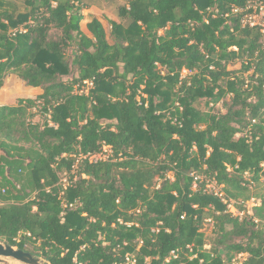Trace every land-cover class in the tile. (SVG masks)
Listing matches in <instances>:
<instances>
[{
	"label": "trees",
	"instance_id": "16d2710c",
	"mask_svg": "<svg viewBox=\"0 0 264 264\" xmlns=\"http://www.w3.org/2000/svg\"><path fill=\"white\" fill-rule=\"evenodd\" d=\"M249 1L128 0L87 35L84 0H0V88L40 90L0 106V242L51 264H264V38L232 12Z\"/></svg>",
	"mask_w": 264,
	"mask_h": 264
},
{
	"label": "rangeland",
	"instance_id": "374dc122",
	"mask_svg": "<svg viewBox=\"0 0 264 264\" xmlns=\"http://www.w3.org/2000/svg\"><path fill=\"white\" fill-rule=\"evenodd\" d=\"M92 1H96L97 2V0H84L86 6H85V8L82 11L83 14L84 13L88 14L87 12L90 9V7H88L89 5L87 6V4H90V2H92ZM98 1L101 2V3H106L105 4V8L104 9L102 8V10H105L108 14L113 15V16H116L118 6L124 5L125 3L128 2V0H114L115 3L112 4V3H108L107 0L106 1L105 0H98ZM109 2H111V1H109ZM85 11H87V12H85ZM98 14H102V13H98ZM100 16L103 17L104 15H100ZM86 24H87L86 21H83L81 23L82 29L84 31H87V29H86V26L87 25ZM103 24L106 27L107 33H109L111 26L108 23V18L107 17L103 18ZM239 67H240V64L237 63L231 69H236V68H239ZM30 88L31 87L27 86L16 75H9V76H7L6 79H5V81H4L3 87L0 88V106L12 105L18 99H34V98H36L37 97L36 95L40 92V90H37L38 92H36V93L35 92L34 93H31L30 92L31 91ZM11 94H13L14 97H10L9 99L6 98V95H11ZM1 95H4L5 101L2 100L3 98L1 99ZM6 99H8V100H6ZM206 101L207 100L204 99V100H202L199 103V108L200 109H202V110H208V108L206 106ZM38 109L37 108H34L32 110V112H34L36 114V116L32 119V121H34V122H41L42 123L43 122V115L39 114ZM217 110H221L222 111V107L220 105L216 106L215 111H217ZM104 152H105L104 154H105L106 158H109L108 156L111 155L110 149L109 148H106V151H104ZM248 176L249 175H246L247 178H248ZM61 179H62V182L65 184V182L69 179V176L67 174H62L61 175ZM260 182H261V184L258 185L257 187H254L253 186L254 188L251 191V194L253 196H257L258 198L263 199L264 198V181H260ZM257 200H258V204L260 205L261 204V201L259 199H257ZM231 211L234 212V211H237V210H235L233 208ZM212 229H213L212 223L209 222V221L204 224V228L202 229V232L205 234V237L207 239V245H206V248L207 249H210L212 247V240H213ZM0 243H3V242H0ZM40 258H42V257H40ZM43 260H45V259H43ZM241 261H242V259H241ZM10 262H11V264H15L14 261H10Z\"/></svg>",
	"mask_w": 264,
	"mask_h": 264
},
{
	"label": "built area",
	"instance_id": "2783aa9c",
	"mask_svg": "<svg viewBox=\"0 0 264 264\" xmlns=\"http://www.w3.org/2000/svg\"><path fill=\"white\" fill-rule=\"evenodd\" d=\"M232 12H233V14L241 15V24L243 27L259 28L261 30V33H262L263 38H264V2L263 1H259V0L249 1L245 7L234 8ZM21 31H23V30H21ZM15 33L13 32L12 35L15 36L16 35ZM190 74H191L190 71L183 70L182 71V78H186ZM86 84H88L89 86L92 85V83H88V82ZM106 148H108V147H104L103 151L99 154L89 156L90 161H99V160L109 159V158H106V156L104 154L105 153L104 151H106ZM108 157H110V156H108ZM195 187H196V185H195ZM208 188L213 190L216 195L223 198L224 194L222 192H220V190L216 187V185L214 183L209 184ZM223 201L225 203H227L226 200L223 199ZM258 206H259L258 200L256 198H252L249 202H247L245 211H243V212H239V211L232 212L231 210L233 208L235 210H237L235 208L234 202H231L228 205V211L230 213H232L233 215L242 218L245 215V213L248 215H253L254 208L258 207ZM208 221L211 222V220H208ZM256 222H258V220H256ZM172 256L176 257V253L172 252ZM134 263H135V260L133 259L132 256H126L125 262L123 264H134ZM233 264H240V262L234 261Z\"/></svg>",
	"mask_w": 264,
	"mask_h": 264
},
{
	"label": "water",
	"instance_id": "95a60500",
	"mask_svg": "<svg viewBox=\"0 0 264 264\" xmlns=\"http://www.w3.org/2000/svg\"><path fill=\"white\" fill-rule=\"evenodd\" d=\"M51 264L31 252L21 250L6 243H0V264Z\"/></svg>",
	"mask_w": 264,
	"mask_h": 264
},
{
	"label": "crops",
	"instance_id": "0c3cea01",
	"mask_svg": "<svg viewBox=\"0 0 264 264\" xmlns=\"http://www.w3.org/2000/svg\"><path fill=\"white\" fill-rule=\"evenodd\" d=\"M106 1V0H105ZM108 1V3H112V4H114L115 3V1L114 0H107ZM109 1H111V2H109ZM85 3V2H84ZM105 4L106 3H101V2H99L98 0H97V2L96 1H92V2H90V4H87V6L88 7H90V9L88 10V12L87 11H85V12H87L88 14H86V13H84L83 14V16H84V19H83V21H86L87 22V24L86 25H88V23L90 22V21H92L94 18H98V19H100L102 22H103V18H105V17H107L108 18V20H113V21H118L117 20V15L116 16H113V15H110V14H108L105 10H102V8L104 9L105 8ZM92 6V7H91ZM87 8V7H86ZM99 8V9H98ZM102 13V14H98V13ZM87 15V16H86ZM100 15H104L103 17H101ZM82 21V22H83ZM81 28H82V25H81ZM86 29H87V31H84L83 29H82V31L85 33V34H87V35H89V31H88V28H87V26H86ZM6 86V85H5ZM31 89V93H36V92H38L37 91V89H34V88H30ZM39 94V93H38ZM37 94V95H38ZM36 95V96H37ZM9 96V97H8ZM10 97H14V95L13 94H11V95H6V98H10ZM3 98V99H2ZM1 99L2 100H4L5 101V98H4V95H1ZM8 99H6V100H8Z\"/></svg>",
	"mask_w": 264,
	"mask_h": 264
}]
</instances>
